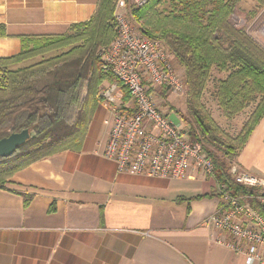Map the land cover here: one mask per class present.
Segmentation results:
<instances>
[{"label":"crops","instance_id":"obj_1","mask_svg":"<svg viewBox=\"0 0 264 264\" xmlns=\"http://www.w3.org/2000/svg\"><path fill=\"white\" fill-rule=\"evenodd\" d=\"M97 6L0 0V57L20 52L26 37L67 32ZM110 127L99 100L79 148L0 187V264H246L206 223L222 203L216 180L196 169L184 179L120 173L104 156ZM234 162L264 178V117Z\"/></svg>","mask_w":264,"mask_h":264},{"label":"trees","instance_id":"obj_2","mask_svg":"<svg viewBox=\"0 0 264 264\" xmlns=\"http://www.w3.org/2000/svg\"><path fill=\"white\" fill-rule=\"evenodd\" d=\"M240 1L149 0L133 12L145 35L160 39L183 68L186 110L178 111L192 140L212 157L217 184L246 199L260 188L240 184L230 168L264 117V47L232 24ZM115 2L98 0L90 19L62 34L26 37L20 52L0 57V139L24 129L31 134L12 155L0 156V187L32 163L80 147L100 86L115 79L103 70L99 54L116 36ZM53 50L62 51L44 56ZM33 57L40 59L19 65ZM215 70L225 74L214 95L227 119L253 105L237 134L219 125L204 101Z\"/></svg>","mask_w":264,"mask_h":264},{"label":"built area","instance_id":"obj_3","mask_svg":"<svg viewBox=\"0 0 264 264\" xmlns=\"http://www.w3.org/2000/svg\"><path fill=\"white\" fill-rule=\"evenodd\" d=\"M148 1L129 0L130 9L127 0H116V36L99 51L103 70L115 78L100 86V105L111 120L104 156L116 163L120 173L184 179L196 169L215 179L214 161L202 143L192 140L188 130L169 117L167 99L173 94L185 96L187 84L174 56L160 39L145 35L135 17L133 10ZM230 171L237 182L258 187L260 193L244 199L230 193L225 184H217L222 203L206 223L227 235L219 242L243 254L246 264H264L260 209H264V178L236 162Z\"/></svg>","mask_w":264,"mask_h":264},{"label":"rangeland","instance_id":"obj_4","mask_svg":"<svg viewBox=\"0 0 264 264\" xmlns=\"http://www.w3.org/2000/svg\"><path fill=\"white\" fill-rule=\"evenodd\" d=\"M126 3L131 9L129 0H127ZM231 22L235 26L245 29L250 36H252L256 41H258V43H260L264 47V3L260 6H257L254 0H241L231 16ZM61 51L62 50H53L47 52L46 54H44V56L49 57ZM39 59L40 57H33L24 61L22 64L29 65ZM175 64L180 71H183V68H181L176 60ZM224 75V73H220L217 70L214 71L213 80L208 85L207 91L204 96V101L208 108L211 110L213 117L218 122V124L229 131L231 134H237L242 128L245 121L248 119L253 109V105L248 106L233 119H227L223 115L215 98L214 92L217 84L216 81ZM166 106H170L171 109V111L169 110L171 112L169 113V117L176 123H181V125L185 127V130H188V127L183 120L182 113L178 111L181 110L183 112L184 110H186V95L179 97L176 94L171 95L167 99Z\"/></svg>","mask_w":264,"mask_h":264},{"label":"water","instance_id":"obj_5","mask_svg":"<svg viewBox=\"0 0 264 264\" xmlns=\"http://www.w3.org/2000/svg\"><path fill=\"white\" fill-rule=\"evenodd\" d=\"M30 131L24 129L20 132L11 133L0 139V156L12 155L19 146L24 144L30 138Z\"/></svg>","mask_w":264,"mask_h":264}]
</instances>
